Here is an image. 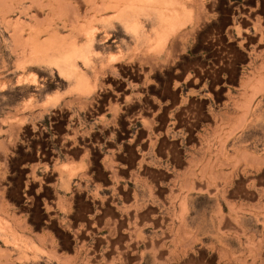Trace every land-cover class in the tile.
Segmentation results:
<instances>
[{"label":"rangeland","instance_id":"1","mask_svg":"<svg viewBox=\"0 0 264 264\" xmlns=\"http://www.w3.org/2000/svg\"><path fill=\"white\" fill-rule=\"evenodd\" d=\"M0 264H264V0H0Z\"/></svg>","mask_w":264,"mask_h":264},{"label":"bare ground","instance_id":"2","mask_svg":"<svg viewBox=\"0 0 264 264\" xmlns=\"http://www.w3.org/2000/svg\"><path fill=\"white\" fill-rule=\"evenodd\" d=\"M66 6V5H65ZM45 7V6H44ZM97 11V10H96ZM56 15V14H55ZM34 45V44H33ZM51 45V44H50ZM19 46V45H18ZM45 47H48V46H45ZM57 47V46H56ZM46 53V52H45ZM19 60V59H18ZM248 109V108H247ZM182 217V216H181ZM181 226V225H180ZM137 230V229H136ZM136 232V231H135ZM130 237V236H129ZM134 238V237H133ZM137 238V237H136ZM130 239V238H129ZM182 239V238H181ZM185 240V239H183ZM179 241V240H178ZM177 242V241H176ZM226 252V251H225ZM228 253V252H227ZM245 262V261H244Z\"/></svg>","mask_w":264,"mask_h":264}]
</instances>
